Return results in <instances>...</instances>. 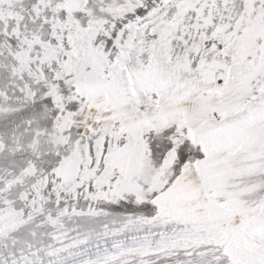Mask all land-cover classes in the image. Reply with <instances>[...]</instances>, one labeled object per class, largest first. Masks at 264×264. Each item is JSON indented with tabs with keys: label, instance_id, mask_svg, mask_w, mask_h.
Instances as JSON below:
<instances>
[{
	"label": "snow or ice",
	"instance_id": "1",
	"mask_svg": "<svg viewBox=\"0 0 264 264\" xmlns=\"http://www.w3.org/2000/svg\"><path fill=\"white\" fill-rule=\"evenodd\" d=\"M0 264H264V0H0Z\"/></svg>",
	"mask_w": 264,
	"mask_h": 264
}]
</instances>
